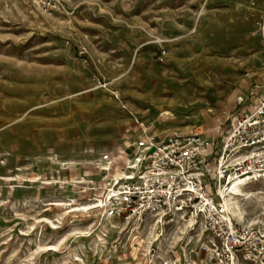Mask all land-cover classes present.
<instances>
[{"label": "rangeland", "instance_id": "1", "mask_svg": "<svg viewBox=\"0 0 264 264\" xmlns=\"http://www.w3.org/2000/svg\"><path fill=\"white\" fill-rule=\"evenodd\" d=\"M62 2L43 11L0 0V264H94L105 251L95 224L72 217L92 207L51 202L77 195L72 180L46 181L59 139L101 138L127 117L184 127L249 70L264 71V0ZM239 192L230 211L263 220L264 183ZM159 232L144 228L135 260L149 245L166 253L193 236L186 250L196 246L187 226ZM119 236L109 227L107 248Z\"/></svg>", "mask_w": 264, "mask_h": 264}, {"label": "built area", "instance_id": "2", "mask_svg": "<svg viewBox=\"0 0 264 264\" xmlns=\"http://www.w3.org/2000/svg\"><path fill=\"white\" fill-rule=\"evenodd\" d=\"M20 1L43 11L58 10L63 4L62 0ZM226 120L228 133L218 145L214 143L207 158L202 151L208 141L197 125L174 128L161 139L143 128L145 139L132 142L135 153L119 173L111 172L112 157L105 152L93 163L102 173L99 185L91 179L70 182L81 196L75 208L96 206L82 211L98 218L88 232H97L100 250L107 248L109 227L127 240L142 235L147 225L160 230L155 239L167 226H187L195 231V248L186 250L191 236L180 246L182 260H177L161 256L158 247L149 245L143 252L148 264H191L187 255L198 252L203 254L198 264H264V219L245 224L227 209L225 197L234 184L244 189L264 183V90L256 95L252 110L242 109ZM210 158H215L213 168ZM75 201L71 197L64 202ZM122 242L121 236L112 240L109 258Z\"/></svg>", "mask_w": 264, "mask_h": 264}, {"label": "crops", "instance_id": "3", "mask_svg": "<svg viewBox=\"0 0 264 264\" xmlns=\"http://www.w3.org/2000/svg\"><path fill=\"white\" fill-rule=\"evenodd\" d=\"M262 90H264V71L249 70L234 83L229 91L216 100L214 104L199 109L191 124L184 127L174 128L185 129L190 125H197L199 130L203 132L205 139L208 141L202 151L203 155L207 158L214 150V143L218 145L225 139L226 134L228 133L227 116L239 112L242 109L252 110L255 105V97L258 92ZM169 123L170 122H168L166 118H160L145 123L139 121L135 117H127L121 119L119 123L115 125L111 134H107L101 138H89L85 140L61 138L57 142V149L52 155L47 156V160L49 161H47L48 165H46V167H50V170L56 174L51 172V175H49L50 179H46V181L57 180L65 182L66 180L71 181L73 179H91L95 184L99 185L101 183L102 173L93 166V163L101 156V154L107 152L111 155V172L117 174L132 159L135 153V148L132 145V142L136 139H145V136L141 131L143 128H148L151 134H154L158 139H161L169 133L171 129L167 128L170 126L167 125ZM58 164L61 166L63 165V167H59ZM212 167H214V165ZM29 182L34 183L36 181L33 179ZM19 186L20 185H17L16 188H19ZM207 187L209 189V185H207ZM32 194L34 195V193ZM71 196L76 199L75 203H69L70 205L63 206V209H70L73 205L77 204V200L81 197L79 195ZM42 197L47 198L50 197V195L49 193L45 195L42 194ZM54 201L64 202L66 200H51V202ZM77 212L78 213H74L72 217L79 220V223L81 224L86 222L87 226L84 227V229L90 228L94 224L96 225V222L98 221L96 214L85 213L83 211ZM140 241L142 240L138 235L131 236L127 241L124 240L120 248L111 258L108 257L110 251L108 248H105L104 253L98 255L94 264H148L147 258L143 261L135 260L136 254L140 248ZM160 254L161 256H171L177 260H182L181 251L176 247H173L171 251H166V253L160 251ZM187 256L191 264H198L199 260L203 258V254L200 252L197 253V256H195L194 253ZM75 263L79 264L78 262Z\"/></svg>", "mask_w": 264, "mask_h": 264}, {"label": "bare ground", "instance_id": "4", "mask_svg": "<svg viewBox=\"0 0 264 264\" xmlns=\"http://www.w3.org/2000/svg\"><path fill=\"white\" fill-rule=\"evenodd\" d=\"M242 188L241 186H238L237 184L232 185L231 187H229V189L227 190L225 197L227 199L226 202V207L227 209L230 211V205L232 203H229L231 200H229V196L234 195V196H240L243 195L241 192H239V189ZM89 207H96V206H89ZM231 212V211H230ZM232 213V212H231ZM233 214V213H232ZM234 215V214H233ZM52 249V248H51Z\"/></svg>", "mask_w": 264, "mask_h": 264}]
</instances>
